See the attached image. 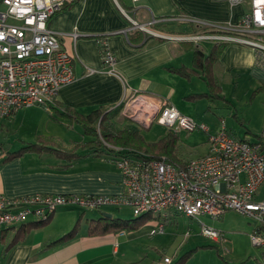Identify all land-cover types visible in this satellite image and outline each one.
<instances>
[{"label":"crops","instance_id":"obj_1","mask_svg":"<svg viewBox=\"0 0 264 264\" xmlns=\"http://www.w3.org/2000/svg\"><path fill=\"white\" fill-rule=\"evenodd\" d=\"M248 9L246 1L231 4L227 0L67 2L50 16L48 26L59 34L61 48L71 57L73 79L59 88L55 107L45 109L46 116L28 119L25 128L23 121L14 128L15 115L25 108L0 118L4 119L0 129L15 133L13 141L0 139V194L9 198L33 193L120 194L122 175L112 151L105 143H92L95 137L86 134L82 125L63 111L71 110L83 116L95 109L107 111L126 94L138 91L165 97L180 112L193 118L188 109L178 107V102L189 104L204 98L215 99L208 95L202 69L194 66V49L205 56L214 42L175 38L199 31L193 24L178 18L191 16L236 23ZM99 37L106 38L115 56L110 70L103 65ZM181 67L186 70L185 75L174 70ZM211 72L219 88L217 99H224L226 85L235 84L239 77L248 84L244 89L264 93V71L257 66L255 50L250 46L224 44L212 63ZM233 115L238 123L244 124L236 113ZM221 121L229 132L231 129L224 120ZM263 123L264 114L257 131L247 127L243 134L233 136L255 141ZM120 124L116 129H107L116 131L127 126ZM216 125L210 129L215 130ZM39 141H46L48 146L66 152V156L56 151H26L9 156L26 142ZM206 152L207 146L195 157ZM177 155L182 162L195 158L183 159L185 155L181 157L179 154L178 141ZM260 195H264V189ZM106 207L113 206L93 210L62 207L55 210L44 225L31 227L19 235L20 224L33 223L36 219L29 218L20 224L1 228L0 264H128L123 259L124 254H120L117 238L126 231L88 233L91 220L107 217L104 213L110 214ZM176 215L179 214L169 212L164 219L165 225L173 224ZM159 218L161 216L150 214L144 222L149 221L151 225ZM75 223H78L75 235L57 241ZM165 264H173V260Z\"/></svg>","mask_w":264,"mask_h":264},{"label":"built area","instance_id":"obj_2","mask_svg":"<svg viewBox=\"0 0 264 264\" xmlns=\"http://www.w3.org/2000/svg\"><path fill=\"white\" fill-rule=\"evenodd\" d=\"M70 1L0 0V118L33 105L49 110L61 85L73 79L71 57L61 48L59 34L48 26L50 16ZM227 1H246L249 9L236 23L180 16L178 20L193 23L199 31L174 37L250 46L257 66L264 71V0ZM98 44L103 65L110 70L115 56L105 37H99ZM111 108H118L122 118L141 127L157 122L177 133L199 129L205 133L207 152L176 165L124 153L105 143L112 148L122 175L120 194L33 193L14 198L0 194V229L29 218L46 220L62 207L128 206L135 216H161L148 229L154 235L164 232V219L171 211L199 220L200 216L216 219L235 210L252 221L249 240L260 250L256 264H264V195H260L264 189V123L255 141L240 139L226 130L223 121L211 130L180 112L167 98L138 91L126 94ZM199 233L217 244L227 242L221 230L201 221ZM186 237L187 230L183 239ZM163 261L170 263L171 257L164 256Z\"/></svg>","mask_w":264,"mask_h":264},{"label":"rangeland","instance_id":"obj_3","mask_svg":"<svg viewBox=\"0 0 264 264\" xmlns=\"http://www.w3.org/2000/svg\"><path fill=\"white\" fill-rule=\"evenodd\" d=\"M125 9L130 11L128 7ZM208 44L209 41L206 42V45ZM243 80L244 78L239 77L235 80V84H227L224 89L225 98L222 100L204 98L189 104L180 101L178 107L188 109L190 116L211 128L224 120L226 126L231 129L229 130L231 135H241L247 127L257 131L264 114V93L244 89L248 84L246 80ZM117 109L107 110V118L104 122L106 128L116 129L120 123L123 126H132L141 131L146 141H154L165 132L164 127L157 122H153L146 128L124 120ZM41 112L43 115L40 114ZM235 113L244 121L243 125L235 119L233 115ZM44 114L46 116L47 112L43 106L26 107L15 115L14 128L16 129L19 121L24 122L25 128L28 119L43 117ZM3 120L0 119V126ZM178 135V151L181 157L185 155L183 159L195 157L205 151L207 143L203 131L197 129L192 132H179ZM14 137L15 133L10 129L7 131L0 129V139L13 141ZM106 210L113 218L121 220H131L136 217L128 206L106 207ZM174 221L173 224L165 225L163 233L149 235L150 224L147 221L139 223L132 232L126 231L119 235L118 248L120 254H124V261L128 264H165L164 256L171 257L174 262L187 252L189 254L184 264H256L259 261L260 250L250 243L248 236L252 221L235 210H227L216 219L200 216L198 220L179 214ZM199 221L221 230L227 242L221 245L202 236L199 233ZM186 230L188 237L183 239V233ZM222 247L227 250L225 251Z\"/></svg>","mask_w":264,"mask_h":264},{"label":"trees","instance_id":"obj_4","mask_svg":"<svg viewBox=\"0 0 264 264\" xmlns=\"http://www.w3.org/2000/svg\"><path fill=\"white\" fill-rule=\"evenodd\" d=\"M187 23L193 24L191 22ZM224 44L226 43L214 42L210 52L205 56H202L201 52L197 48L194 49V66L202 69L203 79L209 89V97H218L219 88L213 79L211 66ZM174 70L183 75L186 74V70L183 67L174 68ZM55 103L56 101H54L53 104H50V109L55 107ZM63 113L69 117H73L77 123L81 124L86 134L95 137L91 141L92 143L94 141L98 144L107 143L111 146H118L122 148L125 151L124 153H131L146 158L163 159L176 165H184L185 163L180 161V158L177 155V141L179 139V133L177 132L168 130L158 136L156 140L146 141L141 131L135 127L125 126L116 131L107 129L104 126V122L107 118L106 110L95 109L84 116L79 112L71 110L65 112L63 111ZM46 143V141L26 142L17 150L10 152L9 156L20 155L26 151H56L59 152L60 155L66 156V152L50 147ZM109 149L112 151V148ZM149 218L150 214L148 215V213L136 216L131 220H121L113 217H99L96 220L90 221L88 233L103 234L108 232L118 233L122 231H132L139 223H142ZM48 220L49 218L46 220H36L33 223L20 224L17 235L25 233L31 227L44 225ZM77 227L78 223H75L72 229L65 233L57 241L72 238L77 231ZM188 254L189 252L183 254L181 257L177 258L173 264H184Z\"/></svg>","mask_w":264,"mask_h":264},{"label":"water","instance_id":"obj_5","mask_svg":"<svg viewBox=\"0 0 264 264\" xmlns=\"http://www.w3.org/2000/svg\"><path fill=\"white\" fill-rule=\"evenodd\" d=\"M103 215L107 216V217H110V214H108V213H104Z\"/></svg>","mask_w":264,"mask_h":264}]
</instances>
